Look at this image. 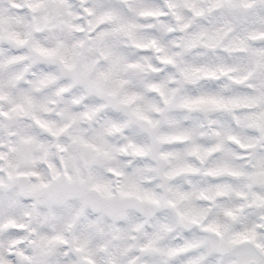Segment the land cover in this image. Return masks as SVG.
<instances>
[{
  "label": "snow or ice",
  "instance_id": "6c2138e0",
  "mask_svg": "<svg viewBox=\"0 0 264 264\" xmlns=\"http://www.w3.org/2000/svg\"><path fill=\"white\" fill-rule=\"evenodd\" d=\"M0 264H264V0H0Z\"/></svg>",
  "mask_w": 264,
  "mask_h": 264
}]
</instances>
